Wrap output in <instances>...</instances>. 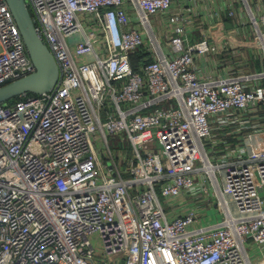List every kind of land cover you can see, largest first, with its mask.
<instances>
[{
    "label": "built area",
    "instance_id": "built-area-1",
    "mask_svg": "<svg viewBox=\"0 0 264 264\" xmlns=\"http://www.w3.org/2000/svg\"><path fill=\"white\" fill-rule=\"evenodd\" d=\"M195 1L27 0L61 77L0 102V264H264V150L245 141L264 84L200 73L217 45L188 41ZM172 10L164 48L153 17ZM35 70L0 0V86Z\"/></svg>",
    "mask_w": 264,
    "mask_h": 264
},
{
    "label": "crops",
    "instance_id": "crops-1",
    "mask_svg": "<svg viewBox=\"0 0 264 264\" xmlns=\"http://www.w3.org/2000/svg\"><path fill=\"white\" fill-rule=\"evenodd\" d=\"M263 5L264 0H207L182 5L188 41L194 42L208 36L217 45L216 51L197 57L202 75L225 78L242 73H261L256 82L264 84V39L252 17L253 13L262 11ZM174 11L153 17L154 29L164 48L170 46L169 37L173 34V26L169 19ZM153 56L154 53L149 51V57ZM260 121L264 123V116ZM215 127L222 128L216 123ZM227 128L223 127L226 131ZM230 131L235 132V129ZM245 134L261 137L264 136V128L252 134L246 128ZM237 135L233 133L228 136L230 140L236 141Z\"/></svg>",
    "mask_w": 264,
    "mask_h": 264
},
{
    "label": "water",
    "instance_id": "water-1",
    "mask_svg": "<svg viewBox=\"0 0 264 264\" xmlns=\"http://www.w3.org/2000/svg\"><path fill=\"white\" fill-rule=\"evenodd\" d=\"M19 25L36 70L0 86V102H6L27 93H43L54 89L61 77L56 57L41 37L36 18L27 0H7Z\"/></svg>",
    "mask_w": 264,
    "mask_h": 264
},
{
    "label": "rangeland",
    "instance_id": "rangeland-1",
    "mask_svg": "<svg viewBox=\"0 0 264 264\" xmlns=\"http://www.w3.org/2000/svg\"><path fill=\"white\" fill-rule=\"evenodd\" d=\"M109 137H110V143L115 152V155H117L118 152L120 151H128L129 153H132V145L125 133H121L119 135H110ZM245 141L248 147V155L250 156L254 155L255 152L264 150V136L250 137L249 135H246ZM158 146H161V145L158 144ZM111 164L112 162H109V165ZM95 243H97L96 240H95Z\"/></svg>",
    "mask_w": 264,
    "mask_h": 264
},
{
    "label": "trees",
    "instance_id": "trees-1",
    "mask_svg": "<svg viewBox=\"0 0 264 264\" xmlns=\"http://www.w3.org/2000/svg\"><path fill=\"white\" fill-rule=\"evenodd\" d=\"M31 9V8H30ZM32 11V9H31ZM33 12V11H32ZM145 56V53L143 52L142 49H139L138 51L134 52L132 54V61H133V65L137 68L140 60H142V58Z\"/></svg>",
    "mask_w": 264,
    "mask_h": 264
}]
</instances>
